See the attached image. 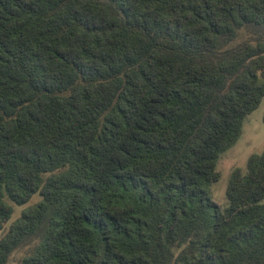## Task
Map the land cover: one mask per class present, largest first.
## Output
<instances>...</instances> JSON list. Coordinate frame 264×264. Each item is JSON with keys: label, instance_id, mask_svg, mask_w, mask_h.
I'll return each instance as SVG.
<instances>
[{"label": "trees", "instance_id": "1", "mask_svg": "<svg viewBox=\"0 0 264 264\" xmlns=\"http://www.w3.org/2000/svg\"><path fill=\"white\" fill-rule=\"evenodd\" d=\"M263 97L264 0H0V264H264Z\"/></svg>", "mask_w": 264, "mask_h": 264}, {"label": "rangeland", "instance_id": "2", "mask_svg": "<svg viewBox=\"0 0 264 264\" xmlns=\"http://www.w3.org/2000/svg\"><path fill=\"white\" fill-rule=\"evenodd\" d=\"M264 149V97L259 106L248 114L243 121L241 136L235 145L224 151L217 163L220 179L212 184V198L219 204L226 203V187L231 172L234 168H245L248 157L253 153H259ZM40 199L35 194L27 203L15 206L11 219L5 225V229L14 221L29 205ZM264 202V199H263ZM0 229V238L3 234ZM19 253H15L9 264H17Z\"/></svg>", "mask_w": 264, "mask_h": 264}]
</instances>
